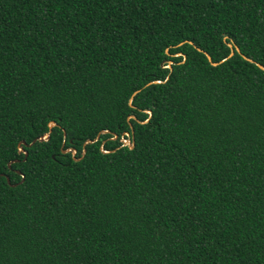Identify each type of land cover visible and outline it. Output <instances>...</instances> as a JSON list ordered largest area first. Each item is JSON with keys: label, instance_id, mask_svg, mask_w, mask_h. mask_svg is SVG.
Instances as JSON below:
<instances>
[{"label": "trees", "instance_id": "obj_1", "mask_svg": "<svg viewBox=\"0 0 264 264\" xmlns=\"http://www.w3.org/2000/svg\"><path fill=\"white\" fill-rule=\"evenodd\" d=\"M255 63L264 0H0V264H264Z\"/></svg>", "mask_w": 264, "mask_h": 264}, {"label": "water", "instance_id": "obj_2", "mask_svg": "<svg viewBox=\"0 0 264 264\" xmlns=\"http://www.w3.org/2000/svg\"><path fill=\"white\" fill-rule=\"evenodd\" d=\"M228 46H229V48H230V53H229L228 57H230V56L233 55L234 50H235L237 53L240 54V51H239V49H238L236 46H235V47H232L231 44H228ZM197 50L205 55L206 59L208 60V62H210V64H211L212 66H215V65L218 64V63H216V62H212L211 59H210V57H209V55H208L207 53L203 52V51H202L201 49H199V48H197ZM241 56H242L243 59H245V60H247V61H249V62H253L251 59H248L247 57H245V56H243V55H241ZM220 62H221V61H220ZM255 64H256V66H257L258 68H260V69H264V67L261 66L260 64H257V63H255ZM150 83H155V82H149V83L146 84V86H147L148 84H150ZM138 91H139V90L135 91V92L133 93V95H134L135 93H137ZM130 100H131V98H130ZM131 117H132V116H131ZM132 118H133V117H132ZM54 125H55L54 122H50V123H49V125H48L49 132H50V128H51V126H54ZM49 132H48V133H49ZM104 132H107V131H104ZM124 135H125L126 137L129 136L128 133H124ZM98 137H99V134L97 135V137H96L94 140H86V141L83 143V146H84L85 144L92 143V142L96 141V140L98 139ZM115 138H116V135H113V138H112V139H115ZM36 140L46 141V140H48V135L45 136V137H40V138H38V139H34V140H32V142H31L28 146L32 145ZM127 143L129 144V141H127ZM22 144H24V143L22 142ZM123 145H124V144H123ZM129 147L131 148L132 145L129 144ZM69 151L72 152V156H74L75 153H76V151H75L74 149H65V150L62 151V153H66V152H69ZM102 151H103V150H102ZM83 152H84V150H83ZM103 152H104V151H103ZM23 153H24V155H26V152H25V151H23ZM0 176H3V174H0ZM5 179H6V182L9 183V179H8L7 176H5Z\"/></svg>", "mask_w": 264, "mask_h": 264}, {"label": "rangeland", "instance_id": "obj_3", "mask_svg": "<svg viewBox=\"0 0 264 264\" xmlns=\"http://www.w3.org/2000/svg\"><path fill=\"white\" fill-rule=\"evenodd\" d=\"M127 141L128 140L126 138L122 139L123 144H128Z\"/></svg>", "mask_w": 264, "mask_h": 264}, {"label": "flooded vegetation", "instance_id": "obj_4", "mask_svg": "<svg viewBox=\"0 0 264 264\" xmlns=\"http://www.w3.org/2000/svg\"><path fill=\"white\" fill-rule=\"evenodd\" d=\"M127 139V138H126ZM128 140V139H127ZM129 141V140H128Z\"/></svg>", "mask_w": 264, "mask_h": 264}]
</instances>
